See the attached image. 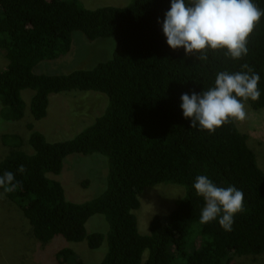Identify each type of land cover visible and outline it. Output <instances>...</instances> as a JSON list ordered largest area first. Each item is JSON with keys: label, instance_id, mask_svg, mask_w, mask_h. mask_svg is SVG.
Returning <instances> with one entry per match:
<instances>
[{"label": "trees", "instance_id": "trees-1", "mask_svg": "<svg viewBox=\"0 0 264 264\" xmlns=\"http://www.w3.org/2000/svg\"><path fill=\"white\" fill-rule=\"evenodd\" d=\"M264 9V0H254ZM170 0H131L125 7L86 8L79 0H0V119L23 118L24 90H31L29 111L34 120L46 116L49 95L70 91L103 93V110L73 137L49 141L28 123V134L2 133L7 150L0 174L16 173L22 187L3 196L21 211L31 235L41 244L61 236L107 251L98 263L82 261L72 247L53 253L56 264H233L235 258L264 253V171L235 121L214 133L190 128L182 116L180 96L211 87L221 71L236 72L247 63L260 74L261 96L248 106L264 107V17L248 38L241 60L222 51L207 59L186 56L166 44L161 25ZM93 41L113 38L112 56L90 68L66 73H36L43 60L69 52L72 35ZM107 102V104H106ZM106 105V106H105ZM98 153L105 175L93 198H66L58 175L70 154ZM218 186L234 185L244 194V211L232 230L217 221L200 224L203 200L192 188L197 175ZM158 184L178 185L183 193L165 216L154 214L148 232L138 229L139 195ZM94 214L103 216L106 232L86 231Z\"/></svg>", "mask_w": 264, "mask_h": 264}, {"label": "rangeland", "instance_id": "rangeland-1", "mask_svg": "<svg viewBox=\"0 0 264 264\" xmlns=\"http://www.w3.org/2000/svg\"><path fill=\"white\" fill-rule=\"evenodd\" d=\"M79 1L90 9L105 5L125 7L131 2V0ZM115 46L113 38L89 41L80 32H74L69 52L55 60L39 62L34 67V72L66 73L74 69L90 68L97 62L110 58ZM5 64L0 57V70ZM31 95V90L22 92L25 102L23 118L13 122H3L0 119V159L7 150L6 145L1 142L2 133L15 132L26 136L27 124L32 123L33 129L43 133L47 140H65L91 124L95 117L102 113L104 105L102 98L104 94L100 92L70 91L50 94L46 116L34 120L29 111ZM245 109L246 118L235 123L239 131L247 134L248 145L256 155L258 166L264 171V107L253 110L246 104ZM103 159L105 157L98 153L70 154L64 158L62 170L58 175H48L61 183L68 200L83 202L102 190L101 184L105 175ZM181 187L158 184L146 188L139 195L141 206L134 212L141 233L148 232V224L154 214L165 216L174 208L175 200L183 193ZM85 226L88 233L106 232L108 229L100 214L91 216ZM61 246L72 247L78 257L86 263H98L107 251L106 241L98 248L90 249L84 241H66L61 236L53 238L49 243L41 244L31 235L30 226L18 207L0 195V264H56L53 253ZM233 264H264V253L256 257L235 258Z\"/></svg>", "mask_w": 264, "mask_h": 264}, {"label": "clouds", "instance_id": "clouds-1", "mask_svg": "<svg viewBox=\"0 0 264 264\" xmlns=\"http://www.w3.org/2000/svg\"><path fill=\"white\" fill-rule=\"evenodd\" d=\"M264 17V9L254 0H170L163 20H157L172 50L183 49L186 56L207 59V52L222 51L231 60L247 56L248 38ZM260 74L247 63L236 72L216 73L211 87L180 96V109L190 128L214 133L221 126L246 118L249 100L261 96ZM20 165L16 173L24 174ZM16 173L0 174V195L22 187ZM194 195L202 198L199 223L217 221L226 232L232 230L236 215L244 211V194L234 185L218 186L207 175H197L193 181Z\"/></svg>", "mask_w": 264, "mask_h": 264}]
</instances>
